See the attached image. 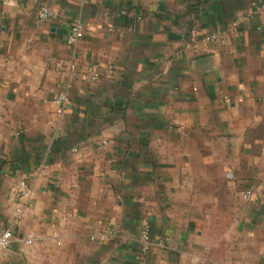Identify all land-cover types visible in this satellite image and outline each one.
Here are the masks:
<instances>
[{"label": "crops", "instance_id": "crops-1", "mask_svg": "<svg viewBox=\"0 0 264 264\" xmlns=\"http://www.w3.org/2000/svg\"><path fill=\"white\" fill-rule=\"evenodd\" d=\"M262 2L0 0V264H264Z\"/></svg>", "mask_w": 264, "mask_h": 264}, {"label": "built area", "instance_id": "built-area-1", "mask_svg": "<svg viewBox=\"0 0 264 264\" xmlns=\"http://www.w3.org/2000/svg\"><path fill=\"white\" fill-rule=\"evenodd\" d=\"M262 8H264V2H262L259 6H256L253 9L252 14L258 13ZM56 15H57L56 11L50 9L48 6H45V5L39 6L36 10V17H37L38 22H40V23L41 22H48L51 19H53L54 17H56ZM238 26H239L238 20H233V21L228 22L227 24H225L223 26H218L212 32L205 35L204 41H206V42H215L218 40L224 41L225 32L227 30H233V31L237 30ZM109 30L112 32H115L114 28H110ZM82 35H83V26L79 20H75L70 27V33L68 35V43L71 45L75 44L77 42V40L82 37ZM118 35H121V34L118 33ZM195 35H196V31L194 29H191L189 31V36L191 38H194ZM68 72L69 73L75 72V66L72 63L69 64ZM82 76L85 79H88L90 81H96L100 78V75L97 71H87V72L83 73ZM52 102L56 107L55 108L56 115L58 117H61L64 114L66 104L68 102L67 91L66 90L59 91L55 95V97L53 98ZM44 169H45V164L40 163L37 166L36 171L39 174ZM20 185L22 187H24L25 183L21 182ZM21 195L28 199V198L33 196V191H31L28 188L27 189L22 188ZM257 198H258V193L251 188H247L241 192V199L244 201H253ZM21 214H22V209H21V207H18L15 211V215L18 218L21 216ZM95 238H96L95 236H91L92 240H94ZM98 238L100 240H103L105 238V235H100ZM14 241L24 242L25 244H31L33 239L30 237H27L24 239H18L17 240V239H14V235H13L11 228L7 227V228L0 229V251L7 248ZM138 241H139V245H140L139 263L142 264L143 259L146 257V255L149 251L150 245H151L150 231H149V227L147 225L144 226L142 231L140 232Z\"/></svg>", "mask_w": 264, "mask_h": 264}]
</instances>
